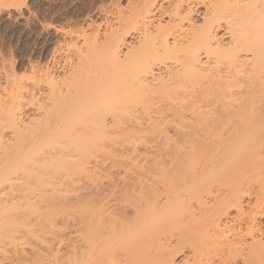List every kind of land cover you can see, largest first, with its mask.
I'll return each mask as SVG.
<instances>
[{
  "label": "bare ground",
  "instance_id": "bare-ground-1",
  "mask_svg": "<svg viewBox=\"0 0 264 264\" xmlns=\"http://www.w3.org/2000/svg\"><path fill=\"white\" fill-rule=\"evenodd\" d=\"M156 1L105 41L86 37L64 72L13 78L18 96L0 104L2 259L29 248L25 264H177L188 248L184 264H230L238 252L222 219L245 216V169L264 170V0H207L200 25L185 0ZM70 225L79 237L62 256Z\"/></svg>",
  "mask_w": 264,
  "mask_h": 264
},
{
  "label": "rangeland",
  "instance_id": "rangeland-1",
  "mask_svg": "<svg viewBox=\"0 0 264 264\" xmlns=\"http://www.w3.org/2000/svg\"><path fill=\"white\" fill-rule=\"evenodd\" d=\"M8 1L4 2L5 5L4 4L3 6L0 5V102L1 101L7 102L9 98L11 99L13 97L15 98L18 96L17 94L13 95L12 92H9V91H13L14 89V87L13 89H11L12 86H14L12 84H15V83H12V81L14 80L13 78H15L17 82H19L18 77H21L22 78L21 80L26 82L25 79H27L28 77H31L33 72H41V71L44 72V70L45 72L47 70H50L52 72L59 71L58 73L64 72L65 71L64 66L66 67L70 64V62L74 61L73 59H75L77 55V50L80 48H84V46H86L85 45L86 37L90 38V39L87 38V40H91V39H94V37L96 38L98 37V39L101 42L105 41V39L109 37L108 35L109 33H113L112 31L114 32L116 31L115 33H118V31L121 30L123 24L125 23L127 16H129L131 14L130 12L133 10L132 7L134 8L141 7V5H143L148 0L147 1L146 0H8ZM175 1L177 2L181 0H170V1L169 0H157L156 2L158 3L157 7L158 8L160 7L163 9V11H165L170 6H172V4L175 3ZM208 1L207 0H191V1L185 0V2H183L185 3L183 5L185 6V8H188V7H190L191 9L193 8L192 9L193 10L192 20L196 24L200 25L203 23V20H204L203 15L205 14L204 11L207 9ZM162 9H159V13L157 12L156 20L158 22H161L162 24L163 23L166 24L170 22L169 20L170 18H168L170 15L168 16V14H164L165 15L164 16L163 14H161ZM103 34H107V36L105 37V35ZM132 35L133 34L127 37L128 38L127 41H129L128 42L129 45H131V41L132 43H134V40L137 42L136 40L137 36L135 35L132 36ZM90 36L93 38H91ZM66 61L68 62L70 61V62L68 63ZM21 80L20 82H22ZM9 83L11 85H9ZM5 91H7L8 93ZM12 100H10V102L8 101L9 105L13 103ZM260 100H264V98ZM3 102H1L0 104H2ZM263 103L261 101V104ZM6 105L7 104H5V106ZM259 105L257 106L259 107ZM31 108L32 107L27 108L30 111V113L33 112L31 111L32 110ZM259 109L262 112H264V110H262L264 109V104L261 105ZM28 110L27 112L30 115ZM32 115L33 113L31 114V116ZM236 116H239V115H236ZM234 118L237 120L239 117H234ZM239 119L242 120L241 118ZM111 120H112L111 116H108L107 122L110 123ZM240 120H238L237 122H240ZM242 122L243 121H241V123ZM241 123L239 124V127L241 126ZM256 124L258 123H254V125ZM252 125L253 124H251V127ZM239 127L237 128L239 129ZM232 128L234 129V126ZM231 136L234 138L235 135H231ZM228 137H227L228 140L230 139L229 142L228 140L225 142H228L229 144H227V146L231 147L233 146L231 145V143L236 142V138L235 140H233V138L230 137L229 135ZM250 140L255 143V147L260 146L256 144L258 142H255L254 139L252 140L251 138ZM251 141L249 142L251 143ZM260 141L264 142V140H260ZM253 142L252 144L254 145ZM259 143L261 144V142ZM249 144L247 145L246 143L245 145L246 147L249 146L251 148ZM255 147H253L250 151H252ZM140 151L142 153L143 152L145 153L143 155H146V151L148 150L146 147H142L140 148ZM254 151L256 154L260 150L258 149V152H257L255 149ZM254 151H252V153ZM141 152H139V155H141L142 157ZM244 153L246 155V151ZM240 155L238 156V158H240ZM243 155L241 158L242 161L246 160L247 158V157L245 158V156L243 157ZM248 155L249 153L247 154V156ZM255 156L257 157L259 156V159H260V156H262L261 157L262 159L260 160L264 162L263 148H261L260 153ZM241 160H239L238 162H240ZM253 162H256V161L254 160ZM259 162H256L254 164L257 165ZM238 164H241V163H238ZM259 164H263V163L260 162ZM241 165L243 166V162ZM232 166L235 167L236 165H232ZM242 166H240L241 170L244 168V166L243 167ZM257 166L260 167V165H257ZM245 168L247 167L245 166ZM230 169L233 170L234 168L231 167L230 165L228 171L231 173H228V174L225 173V174L229 176L231 175V177L232 176L235 177V174L238 171H241L239 167H238V171H236L237 168L235 169L236 172H233ZM246 170L248 172V175L251 176L252 174L258 173L259 171H262L263 169L259 171L257 170V172L255 173H253L254 170L253 171L250 170L251 174H249L248 169H245V171ZM232 172L234 173V175L232 174ZM260 174H263V176L259 175L260 179H258L259 178L258 174H256L255 177L252 176L253 178H256L257 180L253 178L252 179L249 178L250 176H248L247 178L245 173L242 174V175H245L244 177L246 178L243 179L242 182L241 181L240 182L243 183L245 180L246 181L242 184L241 188H240L241 185L238 186L240 183H236V182L234 183V184H238L237 187H239L241 190L242 189L244 190V192L241 191L242 193L241 195L243 197L241 202L243 204V209H244L243 211H244L245 216L244 215H242L241 217L238 216L239 217L238 219L237 217L238 213L236 209L233 208V210L231 209L228 215L222 219V223H224L222 225L230 227V230L227 228L229 230L227 234L228 240L231 241L235 245L234 250H235V247L238 250V252L236 251L237 253L233 254L230 260V264H260L259 263L260 260L262 261V263L264 262L262 257L258 256L259 255L258 250L260 248V244L264 245V206H261L262 204L264 205V173H260ZM242 175L241 177H239L240 175H236L237 177H235V179L243 178ZM229 178H226V179L229 180ZM249 179L251 181L254 180L255 183L254 182L247 183ZM260 181H262V183ZM246 183L249 185L247 186ZM259 183L262 186H260ZM245 185L248 187V188L246 187L247 190L245 188ZM213 186H216L215 188L217 191L218 190L217 187H219V184L218 186L217 185H213ZM229 186H230L229 184L226 185V187H229ZM215 188L213 187V189ZM251 220L253 222H251ZM73 226L70 225V227L72 228L68 226L69 227L68 230L66 229L67 231L66 230H65L66 232L64 231L65 234L64 233L62 234L61 237L63 238V241L62 240L61 241L63 242V244L61 242V245H58V247L57 245L55 246L59 249V250L57 249V251H59L61 255L62 254H64L65 256H68V254L70 255L71 254L70 252L72 251L73 246H75V244L77 243L79 234H78L77 228ZM255 226H257L255 230L251 231L250 228L255 227ZM69 240L70 242H68ZM237 240L238 242H236ZM255 241L258 243L255 244ZM70 246H72V248ZM26 249H27L26 251L29 252L28 255L26 251L23 254H25L26 256H29L30 258L32 255V252H30L31 250H28L29 248H26ZM185 249L178 254L176 258L177 264H184V262L187 261V259L191 256L192 252L189 251L190 249L188 248H185ZM23 254H20L19 256H16V255L13 256L11 261L2 259L0 257V264H25L23 261L26 256ZM257 256L259 258H257ZM21 258L23 259V261ZM26 260L25 262H27Z\"/></svg>",
  "mask_w": 264,
  "mask_h": 264
}]
</instances>
